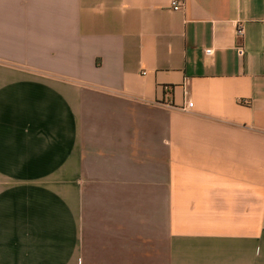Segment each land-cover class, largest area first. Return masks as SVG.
<instances>
[{
	"label": "crops",
	"instance_id": "obj_1",
	"mask_svg": "<svg viewBox=\"0 0 264 264\" xmlns=\"http://www.w3.org/2000/svg\"><path fill=\"white\" fill-rule=\"evenodd\" d=\"M172 1L0 0V264H264V0Z\"/></svg>",
	"mask_w": 264,
	"mask_h": 264
},
{
	"label": "built area",
	"instance_id": "obj_2",
	"mask_svg": "<svg viewBox=\"0 0 264 264\" xmlns=\"http://www.w3.org/2000/svg\"><path fill=\"white\" fill-rule=\"evenodd\" d=\"M171 7H172V9H173L174 11H179V10L181 9V8H180V5H179L178 2L175 1V0L171 2ZM241 34H242V30H240V29L238 28V30H237V35L240 36ZM211 53H212V50H206V54L210 55ZM186 107H187V108H192V107H193V104H192V103H188ZM183 110H184V108H183Z\"/></svg>",
	"mask_w": 264,
	"mask_h": 264
}]
</instances>
